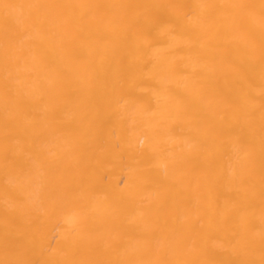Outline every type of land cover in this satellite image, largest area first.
<instances>
[{
  "label": "bare ground",
  "instance_id": "1",
  "mask_svg": "<svg viewBox=\"0 0 264 264\" xmlns=\"http://www.w3.org/2000/svg\"><path fill=\"white\" fill-rule=\"evenodd\" d=\"M0 264H264V0H0Z\"/></svg>",
  "mask_w": 264,
  "mask_h": 264
}]
</instances>
